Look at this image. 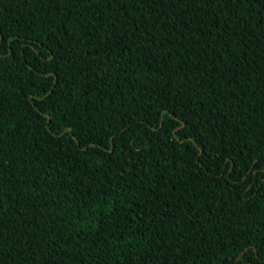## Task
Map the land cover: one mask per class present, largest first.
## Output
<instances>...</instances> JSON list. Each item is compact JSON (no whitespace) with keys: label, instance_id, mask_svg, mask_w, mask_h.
<instances>
[{"label":"trees","instance_id":"trees-1","mask_svg":"<svg viewBox=\"0 0 264 264\" xmlns=\"http://www.w3.org/2000/svg\"><path fill=\"white\" fill-rule=\"evenodd\" d=\"M0 264H264V0H0Z\"/></svg>","mask_w":264,"mask_h":264}]
</instances>
